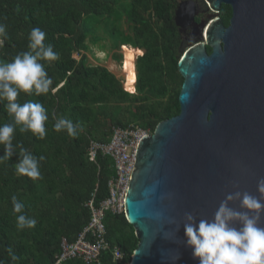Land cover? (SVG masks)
<instances>
[{
    "label": "trees",
    "instance_id": "obj_1",
    "mask_svg": "<svg viewBox=\"0 0 264 264\" xmlns=\"http://www.w3.org/2000/svg\"><path fill=\"white\" fill-rule=\"evenodd\" d=\"M185 0H0V23L6 25L8 39L0 48V60L11 61L29 51L28 36L33 27L46 33V44L59 53L44 65L51 78L47 94L23 92L18 102H39L46 109L47 135L37 139L16 126L13 145L22 144L39 163L42 179L18 176V152L0 163V264H13L11 248L20 259L15 264H56L62 239L73 242L90 217L86 206L93 199L98 207L108 197V181L115 175L109 157L97 153L95 163L87 159L91 141L108 143L114 128L137 126L152 134L156 126L179 114L177 100L182 78L173 57L176 30L174 11ZM199 2L200 0H193ZM231 9L222 5L219 18L229 23ZM122 20L127 30L121 28ZM103 26L112 43L111 65H86L88 42L101 40ZM120 46L136 51V95L122 87L117 65ZM78 57V59H75ZM60 118L70 119L77 135L56 132ZM13 123L0 102V125ZM3 146L0 145V156ZM24 205L23 214L34 218V228L19 230L13 214L12 197ZM105 241L98 264H129L138 240L124 214L106 213ZM117 248L122 261L115 262L111 250ZM63 264H84L78 259ZM97 264V263H94Z\"/></svg>",
    "mask_w": 264,
    "mask_h": 264
},
{
    "label": "water",
    "instance_id": "obj_2",
    "mask_svg": "<svg viewBox=\"0 0 264 264\" xmlns=\"http://www.w3.org/2000/svg\"><path fill=\"white\" fill-rule=\"evenodd\" d=\"M202 1L214 16L205 44L177 64L179 114L160 122L136 150L124 200L138 240L129 264H198L184 246L186 213L211 219L235 192L264 202L257 190L264 178V0ZM222 5L231 9L227 28L217 16ZM195 14V1H181L173 21L180 27ZM230 206L241 210L238 201Z\"/></svg>",
    "mask_w": 264,
    "mask_h": 264
},
{
    "label": "clouds",
    "instance_id": "obj_3",
    "mask_svg": "<svg viewBox=\"0 0 264 264\" xmlns=\"http://www.w3.org/2000/svg\"><path fill=\"white\" fill-rule=\"evenodd\" d=\"M8 38L6 25L0 23V48ZM45 39V31L33 27L28 36L29 51L18 53L10 62L0 60V102L4 103L13 120V123L0 125V145L3 146L0 163L9 161L19 149L15 172L33 181L43 178L39 163L44 157L33 156L22 144L14 146L13 139L17 125L20 132H31L37 139H44L47 135L45 122L48 116L44 106L33 101L18 102L21 92L40 96L49 91L52 80L44 65L38 61L52 62L60 57L51 44L45 43ZM53 130H66L72 137L77 135L76 125L67 118L58 119ZM257 190L264 193V178L258 181ZM233 201L239 202L241 210L230 206ZM12 205L19 230L36 226L34 218L23 214L24 205L15 196L12 197ZM262 213L264 202L257 197L247 192L230 193L211 219L197 220L192 213L185 214L184 246L191 249L192 258L198 264H264V227L260 226ZM6 251L13 264L20 259L11 248Z\"/></svg>",
    "mask_w": 264,
    "mask_h": 264
},
{
    "label": "built area",
    "instance_id": "obj_4",
    "mask_svg": "<svg viewBox=\"0 0 264 264\" xmlns=\"http://www.w3.org/2000/svg\"><path fill=\"white\" fill-rule=\"evenodd\" d=\"M150 135L148 131L130 125L126 128H114L106 144L90 142L87 154L89 161L94 162L97 153L110 157L115 175L108 181V197L98 207L93 205V199L86 205L90 211L89 221L76 239L71 243L61 240L56 264L72 259H78L84 264L99 263L102 252L108 250L104 216L108 212L124 214V200L134 169L136 150L141 139ZM111 257L115 262L122 261L117 248L111 250Z\"/></svg>",
    "mask_w": 264,
    "mask_h": 264
},
{
    "label": "rangeland",
    "instance_id": "obj_5",
    "mask_svg": "<svg viewBox=\"0 0 264 264\" xmlns=\"http://www.w3.org/2000/svg\"><path fill=\"white\" fill-rule=\"evenodd\" d=\"M207 12L208 13L206 14H211L208 10ZM121 28L125 31L127 30V26L123 20L121 22ZM97 35L101 38V40L94 43L88 42L87 50L85 52L86 65L107 68L111 65V63H113L112 55L114 51L112 50V43L108 38V34H105L103 26L99 27ZM116 52L121 55V60L119 61V64L117 63L121 74L117 73V75L121 79L122 87L129 95L135 96L137 74L133 59L134 55H136V51L134 52V49L128 46H120L119 50ZM75 59H78V57H75Z\"/></svg>",
    "mask_w": 264,
    "mask_h": 264
},
{
    "label": "flooded vegetation",
    "instance_id": "obj_6",
    "mask_svg": "<svg viewBox=\"0 0 264 264\" xmlns=\"http://www.w3.org/2000/svg\"><path fill=\"white\" fill-rule=\"evenodd\" d=\"M195 4H196V14L192 22L188 24L185 23L183 24V26L178 27L173 21L176 30L177 40L175 41V44L172 45V48H173V57L174 59H176L177 64L187 51L197 46L198 44H203V43L205 44L204 31L206 27L209 25L211 18L214 16L213 13L208 9L207 5L204 4L202 0H200L199 2H195ZM207 10L211 13L210 15L206 14L208 13ZM219 13L217 14L218 17H219ZM202 24H205V26L202 27L203 26ZM228 24L223 26L227 28ZM205 51L207 55H210L211 49L209 47H205ZM136 61H137V53L136 55H134V59H133L135 68H136Z\"/></svg>",
    "mask_w": 264,
    "mask_h": 264
},
{
    "label": "bare ground",
    "instance_id": "obj_7",
    "mask_svg": "<svg viewBox=\"0 0 264 264\" xmlns=\"http://www.w3.org/2000/svg\"><path fill=\"white\" fill-rule=\"evenodd\" d=\"M97 155V154H96ZM107 157V156H106ZM110 158V157H109ZM87 159H88V156H87ZM96 159V158H95ZM111 159V158H110ZM88 161H89V159H88ZM90 162V161H89ZM92 163H95V161L94 162H92Z\"/></svg>",
    "mask_w": 264,
    "mask_h": 264
}]
</instances>
